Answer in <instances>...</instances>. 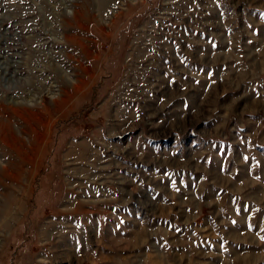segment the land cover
<instances>
[{"label": "rangeland", "instance_id": "rangeland-1", "mask_svg": "<svg viewBox=\"0 0 264 264\" xmlns=\"http://www.w3.org/2000/svg\"><path fill=\"white\" fill-rule=\"evenodd\" d=\"M0 264H264V0H0Z\"/></svg>", "mask_w": 264, "mask_h": 264}]
</instances>
